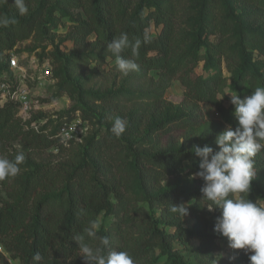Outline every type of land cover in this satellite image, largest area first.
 Segmentation results:
<instances>
[{
    "label": "trees",
    "instance_id": "obj_1",
    "mask_svg": "<svg viewBox=\"0 0 264 264\" xmlns=\"http://www.w3.org/2000/svg\"><path fill=\"white\" fill-rule=\"evenodd\" d=\"M52 1L22 18L14 14L12 0L0 2V16L16 20L0 26V60L4 51L36 35L47 15L61 5L72 11L67 33L75 48L96 51L89 54L90 61L99 66L116 61L107 44L127 33L133 43L141 41L139 56L134 57L130 47L121 56L135 60L137 73L147 77L156 71L159 77L148 75V87L115 89L103 96L101 103L126 122L120 137L111 131L114 121L99 111L75 106L55 117L39 111L23 122L14 102L0 103V157L14 160L21 152L25 156L17 176L0 181V245L22 264H86L74 237L96 220L97 237L110 241L105 254L127 251L136 264H250L247 258L233 263L220 257V245L210 232L220 211L207 209L203 179L190 177L200 170L193 147L207 144L218 151L217 135L238 126L234 105L226 104L228 78L218 70L205 76L197 67L200 62L208 67L225 64L236 73L234 87L241 98L264 87V0H203L202 41H192L187 31L195 13L191 0H57L48 10ZM152 28L158 32L152 34ZM146 32L150 39L144 43ZM81 57L79 52L65 55L58 49L54 62L63 61L58 75L65 79L56 95L74 91L71 74ZM173 80L184 87L177 114H171L165 99ZM203 103L217 108L224 120L207 117ZM78 112L91 123L82 142L64 146L44 132L50 128L54 134ZM174 129L184 131V140L163 142ZM55 147L59 150L53 154ZM48 150L64 159H39ZM254 172L251 192L237 195L262 203L264 150L254 157ZM181 203L188 207L186 216L169 211L172 204ZM107 216L113 221L105 226ZM193 241H198L195 247ZM87 242L99 245L98 239ZM37 253L39 262L33 259Z\"/></svg>",
    "mask_w": 264,
    "mask_h": 264
},
{
    "label": "clouds",
    "instance_id": "obj_2",
    "mask_svg": "<svg viewBox=\"0 0 264 264\" xmlns=\"http://www.w3.org/2000/svg\"><path fill=\"white\" fill-rule=\"evenodd\" d=\"M14 4L20 16L28 14L26 0H14ZM13 23L14 18L0 16V26L7 27ZM149 39L146 32L143 42L147 43ZM140 46L139 39L133 43L127 33H120L107 44V49L116 57L119 71L127 75L138 71L139 65L133 59L122 57L121 53L130 47L132 55L138 57ZM230 100L234 105L233 115L238 126L235 129L228 126L217 135L218 151L207 144L193 147L192 151L199 159L200 170L190 178L199 176L203 179L201 191L203 198L209 202L206 204L207 209L220 211L214 231L227 238L230 248L249 253L251 264H264V203L237 195L251 192L252 180L256 175L254 157L264 150V87L255 88L250 96L244 98L231 93ZM111 131L116 137H120L126 131L125 120L116 117ZM24 160L22 152L16 154L14 160L0 157V181L17 176ZM169 211L184 217L188 214V207L183 203L172 204ZM98 229L99 222L91 220L83 233L74 237L86 264H136L127 251L113 249L105 254L110 241L106 236L97 237ZM89 239H98L99 245L91 246L87 242ZM33 259L41 261L40 253Z\"/></svg>",
    "mask_w": 264,
    "mask_h": 264
},
{
    "label": "rangeland",
    "instance_id": "obj_3",
    "mask_svg": "<svg viewBox=\"0 0 264 264\" xmlns=\"http://www.w3.org/2000/svg\"><path fill=\"white\" fill-rule=\"evenodd\" d=\"M203 0H191V3L195 6V13L190 20L187 31L192 34V41L197 39L203 40L205 34L200 29V6ZM48 0H26V4L29 8V12L34 11L40 5H46ZM57 2L53 0L51 4L47 6L49 10L51 6ZM13 6L14 0H12ZM57 4L55 3V6ZM240 10V8L238 9ZM72 11L62 9L61 5H58V10L53 14L50 13L47 15L42 26L40 27L38 33L34 35L31 39L26 40L18 45V50L21 53V60L23 62L27 61V55H42L49 56L53 61L54 67V77L47 84L41 87L35 88V94L40 98L44 108L42 113L55 117L58 112H63L67 109L73 108L75 106H80L83 109H88L91 112L96 111L100 112L103 115L108 117L109 121H114L116 117H119L116 112H111L110 106L107 103H101L102 98L105 94L115 90V89H128L132 91L137 89V87H148L146 78L153 76L155 79L159 77L156 71L148 72L147 77L143 73H137V71L130 72L127 75H124L119 71L116 66V61L110 63H104L103 65H98L96 61H90L89 54L96 52L93 48H84L77 50L73 45V42L68 37V29L72 23L70 14ZM14 14L18 18L20 16L17 9L14 10ZM26 16V15H25ZM16 21V20H15ZM158 29L152 28L151 33L156 34ZM94 37H91L90 40H93ZM65 55H73L79 52L81 54L82 62L76 63L74 67V73L71 74L75 82V89L72 93H63L62 95H56L61 84L64 82L65 77L59 76L63 68V61L58 60L54 62L58 55V49ZM200 52H204L203 45L199 47ZM5 51L1 54V58L4 59ZM90 61V63H88ZM71 70V72L73 71ZM220 71L224 76L228 78V84L226 87L225 96L227 98L231 97V93L238 94V90L234 87V81L236 80V73L230 72L225 64H217L212 67L205 66L204 62H200L197 67V73L208 76L215 71ZM247 92L245 91V94ZM184 98V87L178 80H173L171 85L165 93V99L169 103L168 109H170L171 114H177L181 112V104ZM231 102L229 99L226 100V104L229 105ZM204 114L212 119L224 120V116L219 112L214 106L203 103L202 104ZM42 113H39L42 114ZM80 114V112H78ZM77 113V114H78ZM38 115V116H39ZM153 118L151 120L154 124L157 119ZM106 126L102 127L104 131ZM95 128V127H94ZM183 132L180 129H174L170 133H167L163 136V142H177L183 141ZM56 152L53 151V154ZM51 150L46 151L45 153L39 156V159L42 157L48 161H61L64 159L63 155H53ZM188 166V165H186ZM264 203L263 201H261ZM104 215L101 216V219ZM113 221L112 216H107L105 218V226H108ZM198 244V241H193L191 243L192 247H195ZM5 251H0V264H22V262L16 258H13L11 253L9 254L4 248ZM185 254L191 255L190 252L184 251ZM193 257V256H192ZM161 262L165 263V257L161 258Z\"/></svg>",
    "mask_w": 264,
    "mask_h": 264
},
{
    "label": "built area",
    "instance_id": "obj_4",
    "mask_svg": "<svg viewBox=\"0 0 264 264\" xmlns=\"http://www.w3.org/2000/svg\"><path fill=\"white\" fill-rule=\"evenodd\" d=\"M21 53L16 46L11 50H6L4 59L0 60V103L14 102L18 106L19 118L23 122H28L32 120L35 113L44 108L40 98L35 94V88L44 86L49 80L52 81L54 67L48 56L40 57L34 53L27 55V61L23 62ZM45 121L42 120V123ZM33 125L38 130L39 127L35 121H33ZM90 128V121L78 113L70 121L61 125L54 134L50 133V128L44 132L49 136L58 138L60 144L69 146L72 143L82 142ZM53 150L57 152L59 148L55 147ZM215 222L210 232L216 237V241L220 245V257L227 262L235 263L241 258H247L250 262L249 253L242 249L230 248L227 238L214 231ZM0 251H4L1 245ZM233 257L235 259H232Z\"/></svg>",
    "mask_w": 264,
    "mask_h": 264
}]
</instances>
